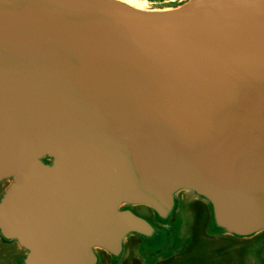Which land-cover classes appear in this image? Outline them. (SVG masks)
<instances>
[{"label": "water", "instance_id": "95a60500", "mask_svg": "<svg viewBox=\"0 0 264 264\" xmlns=\"http://www.w3.org/2000/svg\"><path fill=\"white\" fill-rule=\"evenodd\" d=\"M148 4L0 0V264H264V0Z\"/></svg>", "mask_w": 264, "mask_h": 264}, {"label": "rangeland", "instance_id": "374dc122", "mask_svg": "<svg viewBox=\"0 0 264 264\" xmlns=\"http://www.w3.org/2000/svg\"><path fill=\"white\" fill-rule=\"evenodd\" d=\"M143 1H145L146 4L149 7H151V8L155 7L156 8V7H161V6L154 5V4L152 6V5L148 4V3H158V2H163L165 0H143ZM199 231H200V229L198 228V233H199ZM226 246H231V247L228 248V250H226L227 251L226 255L220 256V259H222V262H225V261L228 262L227 260H230V263L231 264H239V262L241 261L240 260V257H241L240 255L242 254V257L245 258V259H247L249 257V255H250V252H251L250 249L246 250L247 248H245V247H237V246H234V245H232L230 243L229 244H226ZM200 253L198 255V258H196L197 260L193 264H203V260L205 259V257L201 256ZM263 254H264V251L260 254L262 256H258V257L261 258V259H263L264 258V255ZM251 255H253V254L251 253ZM254 258H256V255L253 257L252 260H254ZM245 259H242V262ZM252 260L250 261L249 264H254L255 263L256 260H254V262L251 263ZM227 264H229V263H227ZM243 264H246V263H243ZM255 264H257V263H255Z\"/></svg>", "mask_w": 264, "mask_h": 264}, {"label": "bare ground", "instance_id": "6f19581e", "mask_svg": "<svg viewBox=\"0 0 264 264\" xmlns=\"http://www.w3.org/2000/svg\"><path fill=\"white\" fill-rule=\"evenodd\" d=\"M120 1H123L135 8L142 9V10H147L149 8V6L143 0H132L131 3L127 2V0H120Z\"/></svg>", "mask_w": 264, "mask_h": 264}, {"label": "snow or ice", "instance_id": "6c2138e0", "mask_svg": "<svg viewBox=\"0 0 264 264\" xmlns=\"http://www.w3.org/2000/svg\"><path fill=\"white\" fill-rule=\"evenodd\" d=\"M127 2L131 3V2H132V0H127Z\"/></svg>", "mask_w": 264, "mask_h": 264}]
</instances>
